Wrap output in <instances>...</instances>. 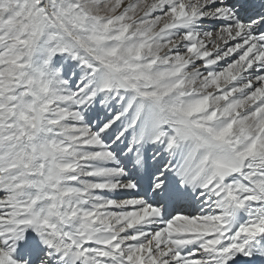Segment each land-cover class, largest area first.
<instances>
[{
  "label": "snow or ice",
  "instance_id": "6c2138e0",
  "mask_svg": "<svg viewBox=\"0 0 264 264\" xmlns=\"http://www.w3.org/2000/svg\"><path fill=\"white\" fill-rule=\"evenodd\" d=\"M0 264H264V0H0Z\"/></svg>",
  "mask_w": 264,
  "mask_h": 264
}]
</instances>
